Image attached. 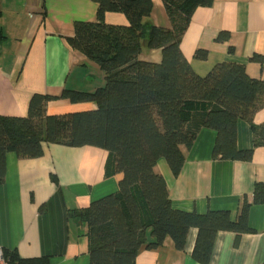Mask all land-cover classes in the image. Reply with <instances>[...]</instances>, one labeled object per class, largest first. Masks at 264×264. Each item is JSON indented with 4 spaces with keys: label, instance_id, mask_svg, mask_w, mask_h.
I'll list each match as a JSON object with an SVG mask.
<instances>
[{
    "label": "trees",
    "instance_id": "16d2710c",
    "mask_svg": "<svg viewBox=\"0 0 264 264\" xmlns=\"http://www.w3.org/2000/svg\"><path fill=\"white\" fill-rule=\"evenodd\" d=\"M96 21H77L69 44L97 62L106 83L94 91L65 89L60 96L35 93L26 116L0 114V185L6 181V156L44 155L46 144L96 146L108 151L105 176L122 174L118 191L70 212L87 225L90 264H136L142 248L155 249L166 238L184 250L191 228L198 229L193 257L209 264L221 231L236 233L238 245L252 232V204L264 203V183L253 198L244 196L238 216L228 210L206 213L176 209L165 177L155 169L165 158L175 176L186 161L199 131L217 132L214 159L250 161L264 146V123L254 121L264 108V80L251 77L243 64L223 62L207 75L195 72L182 50V40L196 10L214 0H163L170 27L152 21L153 0H94ZM107 12L124 14L127 25L109 24ZM223 31L218 40H226ZM161 49V62L140 58L144 49ZM195 57L206 59V50ZM252 60L263 63L262 55ZM93 102L96 109L48 114L54 99ZM246 120L254 132V146L238 145V122ZM11 264H49L48 258L19 259L6 251Z\"/></svg>",
    "mask_w": 264,
    "mask_h": 264
},
{
    "label": "crops",
    "instance_id": "0c3cea01",
    "mask_svg": "<svg viewBox=\"0 0 264 264\" xmlns=\"http://www.w3.org/2000/svg\"><path fill=\"white\" fill-rule=\"evenodd\" d=\"M152 21L170 27L163 0H153ZM94 0H0V114L26 116L35 93L60 96L65 89L94 91L106 83L101 66L73 48L67 38L77 21H96ZM109 24L127 25V17L107 12ZM229 37L218 40L221 32ZM208 57L198 59L197 50ZM182 50L201 76L217 64H243L248 74L264 80V0H214L200 7L183 40ZM141 59L161 62V49L145 48ZM93 102L54 99L48 114L96 109ZM254 121L264 123V108ZM217 132L202 128L191 148H183L186 161L175 176L165 158L156 171L169 187L176 209L206 213L228 210L235 219L244 196L253 198L255 185L264 183V146L255 148L252 160L213 158ZM238 145L254 146L252 126L238 122ZM106 149L96 146L68 147L46 144L38 158L6 156V181L0 185V246L19 259L48 258L49 264H90L87 225L70 212L114 193L123 177L105 176ZM252 232L244 233L238 245L236 233H218L209 264H264V203L252 204ZM198 229L191 228L184 250L166 238L159 248H142L136 264H201L193 257Z\"/></svg>",
    "mask_w": 264,
    "mask_h": 264
},
{
    "label": "built area",
    "instance_id": "2783aa9c",
    "mask_svg": "<svg viewBox=\"0 0 264 264\" xmlns=\"http://www.w3.org/2000/svg\"><path fill=\"white\" fill-rule=\"evenodd\" d=\"M0 264H11L10 259L2 246H0Z\"/></svg>",
    "mask_w": 264,
    "mask_h": 264
}]
</instances>
